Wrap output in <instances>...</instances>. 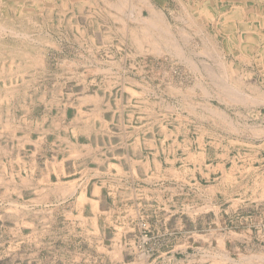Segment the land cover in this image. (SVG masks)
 <instances>
[{"label":"rangeland","instance_id":"374dc122","mask_svg":"<svg viewBox=\"0 0 264 264\" xmlns=\"http://www.w3.org/2000/svg\"><path fill=\"white\" fill-rule=\"evenodd\" d=\"M0 28V144L30 163L0 192V264H70L60 239L74 192L58 199L56 177L37 175L55 153L54 122L76 115L98 125L99 153L126 154L108 182L79 183L89 264L251 262L248 216L264 221V204L248 206L264 199V168L251 167L264 164V0H0ZM218 150L221 185L199 179Z\"/></svg>","mask_w":264,"mask_h":264},{"label":"crops","instance_id":"0c3cea01","mask_svg":"<svg viewBox=\"0 0 264 264\" xmlns=\"http://www.w3.org/2000/svg\"><path fill=\"white\" fill-rule=\"evenodd\" d=\"M86 98H88L89 100V96H87ZM67 111L68 109L65 112L66 115H68ZM90 120L93 119H91L90 117L89 121L85 118L79 119L76 115L68 121V126L63 125L58 121L54 122L55 124H57L53 135V138L55 140V145L53 146L55 153L51 154L50 157L46 156L47 159L45 161L43 171H40L37 175L39 176L37 177L38 180H42V176H44V181H52L55 180L53 179V176L56 177V181L58 182L55 184L59 190L55 191L54 194L58 199H62L65 195H70L72 191L74 192L73 196L76 198V203L70 205L69 213L71 217L65 225V227L68 226L70 234H64L63 236H61L64 238L60 239V242H62L61 244L73 247V249L69 251L71 260L70 264H89V188L87 187V185H85L84 187L81 186L79 184L80 181L85 178L87 179V182H89V174L96 176L97 174H99L103 179L102 182H108V178H110V165L115 163L120 166V162L126 156L124 152H119L117 156L120 160H113L109 158V156H105L107 153L103 154L102 150L101 153H99V150L105 147H101L100 142H97V136L99 134V132H97L98 125L96 127V125L93 124L95 121ZM73 133H78V135L76 136ZM83 137H85L86 140L84 142H80V139H82ZM137 144V138H135L132 144V146H134L133 155L135 157V170L141 168V161L143 158V150L138 149L139 147ZM19 145L22 146V144L20 143ZM13 146L9 145L7 142L5 144H0V182L5 183V186L2 187L0 192H5L4 197L6 198L11 195V193L9 192H13L14 190V187H12L11 185L15 177L18 178L20 175L19 180L24 181L28 178V176H30V168L28 167L30 166V163L28 164L29 160L27 159L28 155L24 157V155L21 156L22 153L20 154L19 152H12L14 150ZM122 146L123 145L121 144L120 146L116 147L119 148ZM17 148H19L18 145ZM261 150H257L256 153L257 156L259 153H261V159L262 161H264V145L261 147ZM218 151L219 153H215V158L212 162L207 163L209 159L205 157L204 160L200 163V167L203 170H199L200 180H205L206 178L210 177L214 180V182H216V184L219 183L220 185L223 180H228L226 178V175L229 159L223 157L222 152L220 153V150ZM127 152L129 153V151ZM208 152L209 151L206 147L203 151V154L206 156ZM17 165H19L20 168L19 170H17L16 168L17 173L15 174L13 172V170H15L13 166L16 167ZM166 167V169H174L173 167L175 166L172 164H168ZM251 167H254V170H258L264 168V164L261 167L254 166L253 164L251 165ZM184 168L186 167H182V169ZM42 173L43 175H41ZM262 176H264V171L262 173ZM256 179L257 177L255 178L253 175L247 178L248 181H255ZM97 187H100L103 192V184L102 186L97 185ZM94 190L95 185L92 188V196H94ZM82 196H84L85 199ZM165 197L166 204L168 199L170 200L171 198H173L172 195L168 196L167 193L164 194V198ZM251 198V203L249 202L250 205L248 204V206L258 207L260 204H264V199L263 201H258L259 198L257 196H251ZM72 203H74V201ZM80 204L82 205L80 206ZM252 211L251 215L248 216V218L252 219V223L246 227L245 235L247 236V239L246 245H244L246 248V252H248V254L246 255L250 257L249 260L251 261L248 264H264V221L261 220L260 222H253L254 219H256L258 216H254V210ZM249 231L251 232V234H249ZM234 245H236V242ZM62 250L63 249H61V251ZM64 256L65 255L61 254L59 261H65V259L63 258ZM230 264L238 263L230 262Z\"/></svg>","mask_w":264,"mask_h":264},{"label":"bare ground","instance_id":"6f19581e","mask_svg":"<svg viewBox=\"0 0 264 264\" xmlns=\"http://www.w3.org/2000/svg\"><path fill=\"white\" fill-rule=\"evenodd\" d=\"M25 4V3H24ZM110 4V3H109ZM110 5H113V4H110ZM115 5V4H114ZM19 6V5H18ZM112 7V6H111ZM21 8V7H20ZM139 8V7H138ZM19 10V9H18ZM130 11H132V10H130ZM129 15V14H128ZM131 15V14H130ZM155 15V14H154ZM138 17V16H137ZM144 17V16H143ZM166 17V16H165ZM165 19V18H164ZM142 22V21H141ZM35 24V23H34ZM154 25V24H153ZM152 26V25H151ZM4 28V27H3ZM2 28V29H3ZM18 28V27H17ZM1 29V28H0ZM160 29V28H159ZM0 31H2V30H0ZM25 33V32H24ZM115 34V33H114ZM185 39V38H184ZM187 40V39H186ZM173 42V41H172ZM173 46V45H172ZM10 47V46H9ZM178 47V46H177ZM180 47V46H179ZM37 50V49H36ZM168 52V51H167ZM27 53V52H26ZM180 53V52H179ZM28 54V53H27ZM177 54V53H176ZM203 54V53H202ZM11 55V54H10ZM210 56V55H209ZM14 59V58H13ZM42 62V61H41ZM221 63V62H220ZM40 65H43V64H40ZM16 66V65H15ZM103 69V68H102ZM219 75V74H218ZM212 78V77H211ZM223 81V80H222ZM191 88V87H190ZM225 88V87H224ZM223 88V89H224ZM238 98H240V97H238ZM244 103V102H243ZM256 103H257V101H256ZM217 115V114H216ZM220 116V115H219ZM230 121V120H229ZM10 124V123H9ZM12 124V123H11ZM8 126V125H7ZM21 126V125H20ZM9 127V126H8ZM16 127H17V125H16ZM24 138V137H23ZM23 146V145H22ZM5 151V150H4ZM76 154V153H75ZM20 176V175H19ZM26 186V185H25ZM97 189V188H96ZM95 189V190H96ZM74 190V189H73ZM98 191V190H97ZM82 197H84V196H82ZM84 199H85V197H84ZM83 201V200H82ZM11 206V205H10ZM17 207V206H16ZM10 208V207H9ZM44 210V209H43ZM11 212V211H10ZM25 215V214H24ZM47 219V218H46ZM96 220V219H95ZM222 243V242H221ZM99 247V246H98ZM33 255V254H32ZM250 258V257H249ZM257 259V258H256ZM262 259V258H261ZM86 261V260H85ZM224 261V260H223Z\"/></svg>","mask_w":264,"mask_h":264}]
</instances>
